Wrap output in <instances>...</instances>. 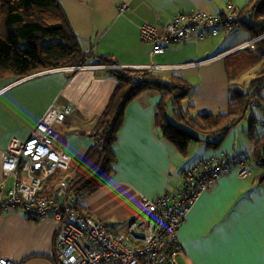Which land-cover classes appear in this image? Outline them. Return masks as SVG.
Listing matches in <instances>:
<instances>
[{"label":"crops","instance_id":"1","mask_svg":"<svg viewBox=\"0 0 264 264\" xmlns=\"http://www.w3.org/2000/svg\"><path fill=\"white\" fill-rule=\"evenodd\" d=\"M249 1L128 0V10L120 14V0H59L85 51L109 57L118 66L163 67L166 69L154 72L186 79L192 87L186 103L193 106V114L226 112L228 77L223 58L249 39L228 41L235 28L218 38L191 37L165 53H152V44L141 37V27L153 26L161 34L175 16L196 12L215 16L229 3L240 9ZM94 66L76 71L57 68L18 80H0V188L7 190L13 184L1 168L9 141L26 140L51 105L73 108L53 131L55 141L59 138L56 149L71 156L70 168L76 171L93 143L90 134L95 123L117 85L109 71L92 69ZM260 96L264 99V88ZM160 100V94L149 91L126 106L113 146L114 173L105 185L80 199L83 210L114 225L120 234L142 214L143 198L164 193L174 196L181 189L183 170L198 160L253 151L248 124H239L219 148L189 147L186 157L180 155L164 140L156 123ZM258 122L256 119L253 129L259 136L264 131H257ZM263 173L256 163L244 179L231 171L201 194L178 228L182 251L176 264H264ZM56 230L57 222L50 217L34 221L20 210L0 214V259L16 264H55Z\"/></svg>","mask_w":264,"mask_h":264},{"label":"trees","instance_id":"2","mask_svg":"<svg viewBox=\"0 0 264 264\" xmlns=\"http://www.w3.org/2000/svg\"><path fill=\"white\" fill-rule=\"evenodd\" d=\"M245 18L249 24L245 23ZM237 27L249 31L248 41L262 38L255 42L253 49H240L223 58L228 77L225 113L193 114V106L186 103L192 96V87L181 76L164 77L148 70H111L109 73L117 85L90 134L92 145L76 171L70 166L67 173L57 170L55 180L51 179V187L42 191L41 196L61 202L62 198H57L56 194L65 173L71 177L67 191L81 198L105 185L114 173L113 146L124 120L125 108L149 91L161 96L155 118L162 137L184 157L191 144L219 148L230 130L246 120L251 111L248 132L254 143L253 157L264 169V133L258 136L253 129L257 119L254 109L257 107L264 114V99L260 96L264 88V0H250L240 8L231 28L228 31L221 28L218 36L211 39ZM87 65L115 64L109 57L82 48L59 0H0V80H18L43 71ZM256 67L247 89L239 88L237 81L243 73ZM136 76H139L138 80H134ZM262 177L264 182V173ZM53 261L57 264L54 254Z\"/></svg>","mask_w":264,"mask_h":264},{"label":"built area","instance_id":"3","mask_svg":"<svg viewBox=\"0 0 264 264\" xmlns=\"http://www.w3.org/2000/svg\"><path fill=\"white\" fill-rule=\"evenodd\" d=\"M128 10V0H120V14ZM240 9L226 5L218 15L209 16L200 12L178 15L164 25L159 34L153 26H142L140 33L145 42L152 44V53H165L170 46L178 45L191 37L205 40L218 36L220 29L228 31L236 21ZM245 23L250 22L245 18ZM255 38L235 50L253 49ZM201 64V63H199ZM193 66V65H192ZM163 71L166 68L149 66L129 68L118 65H97L92 69ZM68 71L88 69L87 66L67 67ZM136 76L134 80H138ZM251 105H253L251 103ZM73 111L71 105H51L36 124L30 136L22 141L12 138L3 154L2 172L11 178V188H0V214L22 211L30 220L50 217L57 222L54 258L57 264H176L181 253L177 231L190 207L221 176L236 171L240 178L251 175L254 164L253 151L235 153L229 158H202L181 175V189L174 196L166 193L153 199L143 198L142 214L128 223L126 233L120 234L114 225L94 220L80 209L79 198L67 188L71 177L67 171L71 156L55 147L54 127L62 125ZM259 165V164H258ZM57 170L66 172L57 187L56 197L41 196L51 187V179ZM0 264H16L9 259H0Z\"/></svg>","mask_w":264,"mask_h":264},{"label":"rangeland","instance_id":"4","mask_svg":"<svg viewBox=\"0 0 264 264\" xmlns=\"http://www.w3.org/2000/svg\"><path fill=\"white\" fill-rule=\"evenodd\" d=\"M249 35H250L249 31L246 28L237 27L236 30L230 35V37L227 38V40L231 41V42H236L238 39L240 41L241 40L245 41V40L249 39ZM241 37H243V38H241ZM235 44L238 45V44H242V43H235ZM256 69H257V67L250 70V71L243 73L241 78L237 81L239 88L244 89V90L247 89L248 81L253 77L254 71H256ZM254 111H255L257 120L259 121L258 124L260 125V126H258L257 131L258 132L264 131V127H263L264 126V114L257 107L254 109ZM251 116H252L251 111H249L246 120H244L240 123V124H243L242 126H245V124H248L247 125V131L249 128V121H250ZM58 141H59V138L55 141V144H57ZM202 145H204V144H191L190 147H193L192 149H194V148L199 149V148L203 147ZM197 152H199V151H197ZM54 178H56V177H54ZM53 180H55V179H53Z\"/></svg>","mask_w":264,"mask_h":264},{"label":"water","instance_id":"5","mask_svg":"<svg viewBox=\"0 0 264 264\" xmlns=\"http://www.w3.org/2000/svg\"><path fill=\"white\" fill-rule=\"evenodd\" d=\"M237 50H238V49H237ZM237 50H235V51H237ZM235 51H233V52H235ZM233 52H232V53H233ZM230 54H231V53H230Z\"/></svg>","mask_w":264,"mask_h":264},{"label":"bare ground","instance_id":"6","mask_svg":"<svg viewBox=\"0 0 264 264\" xmlns=\"http://www.w3.org/2000/svg\"><path fill=\"white\" fill-rule=\"evenodd\" d=\"M178 237V236H177ZM179 245H180V243H179ZM181 246V245H180ZM182 248V247H181ZM182 251V250H181Z\"/></svg>","mask_w":264,"mask_h":264}]
</instances>
